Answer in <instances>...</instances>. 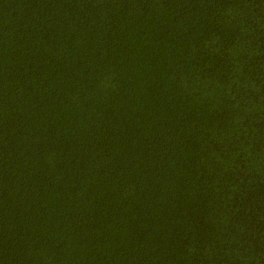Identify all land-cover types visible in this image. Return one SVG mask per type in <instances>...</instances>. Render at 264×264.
Masks as SVG:
<instances>
[{"label": "trees", "instance_id": "16d2710c", "mask_svg": "<svg viewBox=\"0 0 264 264\" xmlns=\"http://www.w3.org/2000/svg\"><path fill=\"white\" fill-rule=\"evenodd\" d=\"M0 264H264V0H0Z\"/></svg>", "mask_w": 264, "mask_h": 264}]
</instances>
